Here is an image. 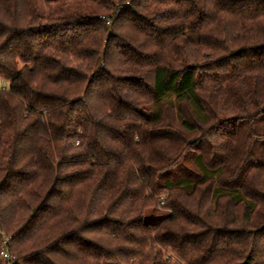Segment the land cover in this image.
Segmentation results:
<instances>
[{
    "label": "trees",
    "instance_id": "trees-1",
    "mask_svg": "<svg viewBox=\"0 0 264 264\" xmlns=\"http://www.w3.org/2000/svg\"><path fill=\"white\" fill-rule=\"evenodd\" d=\"M0 264H264V0H0Z\"/></svg>",
    "mask_w": 264,
    "mask_h": 264
},
{
    "label": "built area",
    "instance_id": "built-area-1",
    "mask_svg": "<svg viewBox=\"0 0 264 264\" xmlns=\"http://www.w3.org/2000/svg\"><path fill=\"white\" fill-rule=\"evenodd\" d=\"M162 200H164V197L161 198ZM8 243V242H7ZM7 243H5V247L4 249L2 250L1 252V257L6 259L7 261L11 262V263H14L15 262V257L11 256L8 251H7Z\"/></svg>",
    "mask_w": 264,
    "mask_h": 264
}]
</instances>
